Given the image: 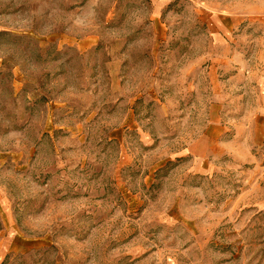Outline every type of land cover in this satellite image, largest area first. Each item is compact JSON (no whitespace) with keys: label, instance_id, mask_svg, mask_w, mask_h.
<instances>
[{"label":"rangeland","instance_id":"obj_1","mask_svg":"<svg viewBox=\"0 0 264 264\" xmlns=\"http://www.w3.org/2000/svg\"><path fill=\"white\" fill-rule=\"evenodd\" d=\"M254 47L264 0H0V264H264Z\"/></svg>","mask_w":264,"mask_h":264},{"label":"crops","instance_id":"obj_2","mask_svg":"<svg viewBox=\"0 0 264 264\" xmlns=\"http://www.w3.org/2000/svg\"><path fill=\"white\" fill-rule=\"evenodd\" d=\"M256 56H255V64L254 67L250 70L247 68L242 67H235V76H242L243 71L250 74V82L252 84L248 85V81L246 79L243 81L242 78H239L236 82L237 84L234 85L235 90L237 91L240 98H245L244 94L251 88L252 98L255 99L256 104L254 106V117L255 123L254 125V132H255V145H261L264 138V47H254ZM216 64V65H215ZM229 65V61L226 59L216 58L209 61V73L212 69H219L227 67ZM243 69V70H242ZM227 93V92H226ZM225 93V95H226ZM263 145V144H262Z\"/></svg>","mask_w":264,"mask_h":264}]
</instances>
